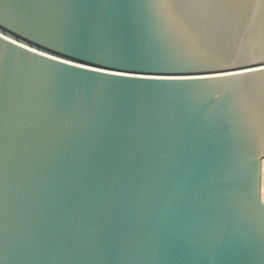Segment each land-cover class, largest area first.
<instances>
[{
  "label": "water",
  "instance_id": "water-1",
  "mask_svg": "<svg viewBox=\"0 0 264 264\" xmlns=\"http://www.w3.org/2000/svg\"><path fill=\"white\" fill-rule=\"evenodd\" d=\"M0 30L25 45L0 50V264H264V0H0ZM101 63L130 75L74 66Z\"/></svg>",
  "mask_w": 264,
  "mask_h": 264
},
{
  "label": "snow or ice",
  "instance_id": "snow-or-ice-1",
  "mask_svg": "<svg viewBox=\"0 0 264 264\" xmlns=\"http://www.w3.org/2000/svg\"><path fill=\"white\" fill-rule=\"evenodd\" d=\"M163 3L165 4H183V5H187L189 7H193V8H202V7H212L221 3H226L227 0H162ZM9 46H16V47H20L23 48L25 47V45L23 43L18 44L17 43V39L13 38L11 36L10 33H7L3 30H0V50L3 49H7ZM29 51H35L34 49H28ZM37 55L40 56H45V52H39L36 53ZM47 59H51V60H57L56 56H47ZM57 63H64V64H70V61L68 59H64V60H58ZM76 67H81L83 68L85 71H89V72H96L99 73L101 76H112V75H120V76H125L128 77L130 74L128 72L125 71H121V72H112L109 71L104 64H100L96 67H85L84 65H74ZM247 67V66H245ZM221 75H230L232 73H228L225 70H220ZM235 75H239V73L235 74ZM140 79H151V78H158V77H137ZM219 77H209V79H218Z\"/></svg>",
  "mask_w": 264,
  "mask_h": 264
},
{
  "label": "rangeland",
  "instance_id": "rangeland-1",
  "mask_svg": "<svg viewBox=\"0 0 264 264\" xmlns=\"http://www.w3.org/2000/svg\"><path fill=\"white\" fill-rule=\"evenodd\" d=\"M261 197L264 201V161L262 164V189H261Z\"/></svg>",
  "mask_w": 264,
  "mask_h": 264
}]
</instances>
